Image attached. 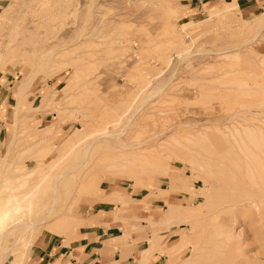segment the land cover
Listing matches in <instances>:
<instances>
[{
    "label": "rangeland",
    "instance_id": "obj_1",
    "mask_svg": "<svg viewBox=\"0 0 264 264\" xmlns=\"http://www.w3.org/2000/svg\"><path fill=\"white\" fill-rule=\"evenodd\" d=\"M217 6L222 10L198 11L180 0H0V51L10 42L13 55L21 56L13 62L20 66L0 68L8 76L10 97L0 140V183L10 184L14 166L43 174L51 161H59L54 175L29 184H40L32 213L37 216L53 201L48 188L53 180L70 171L58 184L54 205L62 213L56 234L62 236L81 224L80 215L103 189L123 187L128 194L108 196L118 201L115 217L141 219L151 230L147 242L156 238L164 263L185 264L193 245L171 259L163 250L184 236L190 239L194 230L188 223H160L168 204L185 216L210 213L239 178H230L233 160L241 159L238 147L254 148L242 129L252 130L254 142L264 136V118L253 119L264 114V9L245 21L234 2ZM104 127L123 130L119 135L126 139L146 140L127 148H144L158 161L143 165L144 184L110 168L120 145L116 136L100 137ZM130 192L145 194L139 202L147 216H133L136 206H126L134 201ZM212 220L196 225L195 231L202 224L200 239L218 219ZM55 231L41 225L30 249L42 232Z\"/></svg>",
    "mask_w": 264,
    "mask_h": 264
},
{
    "label": "bare ground",
    "instance_id": "obj_2",
    "mask_svg": "<svg viewBox=\"0 0 264 264\" xmlns=\"http://www.w3.org/2000/svg\"><path fill=\"white\" fill-rule=\"evenodd\" d=\"M12 49L13 47H11L10 42L3 46L2 51H0V68H3L7 64H12L14 67L20 66L21 63L19 62H15L13 64L14 59L16 57L21 58V56H16V54L13 55ZM23 82L24 77L15 87L17 95L21 92V90H23ZM263 115L264 114H254L253 119L263 123ZM237 124H235V127L239 126H237ZM257 124L259 125V122H257ZM240 127L242 126L240 125ZM105 128L109 127L103 128L104 132L101 133L100 137L110 138L111 136H116L115 139L120 145L118 147V151L111 154L114 161H111L110 168H118L119 172L126 173L134 179V184H144V181L146 180V176L144 175L146 168L143 165L152 166L158 161L156 160L157 162H155L154 156L148 157L145 155L146 153L143 152L146 149L144 148L137 147L133 152L127 148L129 146L142 144L146 140L141 141L136 139H126L120 137L119 135L122 134L123 130H121L122 132L120 130V132H115L109 128V131L105 132ZM232 129H234V127L230 130ZM47 130H50V128L48 127ZM166 130H169V128ZM242 130H245V133H247V139L253 141L251 142V145L254 143L252 145L254 148L244 144V147L239 145L240 147L238 148L240 150L239 152H241L239 153L241 155V159H239L237 156L238 158L233 160L232 166L234 171L232 174H230L231 179L236 175H238L239 178H237V180H232L228 187V191L220 194V196L217 198V204L215 207L213 206L214 209L212 210L211 208L213 207L210 205V210H212L210 213H198L194 214V216H185V214H182V212H180L181 210L176 208L173 204V206L170 205L171 203L168 204L169 208L164 214L160 223H163L164 225H169L174 222H177V224L180 222L188 223L194 230V233L190 239L184 236V239L182 237V241L179 240L172 246L163 250V252L166 253L170 259L175 255L176 251H179L181 247L188 244L193 245L194 251L191 257L187 261L185 260V264H264V136L263 142L260 139L262 143L259 141L254 142L252 137H249L251 136L252 130L247 126ZM234 132H236V130ZM75 133L77 134L78 132ZM258 133L261 135L260 132ZM231 135L233 134H230V137ZM236 135L237 136L233 137H238L239 134ZM246 135L244 136L246 137ZM171 138L170 140H172ZM37 140H44V137ZM37 140L35 141L36 144L38 142ZM240 141L242 144L246 140ZM91 149L92 148L89 145L86 147L87 157L90 155ZM58 151L59 155H62L64 152L62 149H59ZM150 152L151 151H149V153ZM58 163L59 161H51L49 163V171L43 172V174L40 172H34L28 168H26V170L22 169V166H14V175L10 178V184L5 183L2 185L0 183V191L4 190V194L0 193V264L4 263L5 261H8V264H24L30 253L32 239L41 225H52L56 228L55 234L61 233V231L57 229L61 225L60 216L62 213H58L59 209H54V205L58 197V184L59 182H62L63 176L70 173V171L63 172L64 174L58 175V177L53 180V183L48 187L53 192V201L50 205H48L44 212H41V214L37 216H33L32 213L34 211L33 207L39 205V199L37 197L40 195L36 192V190H38L40 184H29L30 181H42L45 177H47L48 174H50L49 176L54 175L53 173L51 174V172L58 165ZM160 165L162 166V164ZM33 188H35V190ZM121 203L126 202L121 201ZM175 209H177V211H175ZM207 217L209 220L210 218L213 220H218L216 223L213 222L215 224H213L214 226L212 231H209L210 234L208 236L206 234L207 237L204 234V237L206 238L200 239V233H198V230L202 228V224L199 229H197V231H195L196 225H198L199 221L207 219ZM150 222L155 223L154 221ZM196 232L199 236L196 234ZM154 236L157 235L154 234ZM155 239L156 238L154 237L149 240L146 253H144L145 255L141 256L142 264L148 262L153 256L154 252H156L159 243L157 244V240Z\"/></svg>",
    "mask_w": 264,
    "mask_h": 264
},
{
    "label": "crops",
    "instance_id": "obj_3",
    "mask_svg": "<svg viewBox=\"0 0 264 264\" xmlns=\"http://www.w3.org/2000/svg\"><path fill=\"white\" fill-rule=\"evenodd\" d=\"M184 5L201 11L204 8L222 10L233 2L237 5V14L242 20L249 21L263 13L264 0H180ZM8 76L0 74V140L4 129V120L8 114L10 97L7 93ZM104 193L97 198L86 214L80 215L81 224L67 236L42 232L34 241L24 264H137L142 251L148 247L147 239L151 230L142 220H134L132 215L115 217L114 205L118 203L108 199L115 191L124 192L123 187L103 189ZM123 194V195H125ZM127 207L136 206L134 217L142 218V206L139 202L145 194L130 192ZM138 202V203H137ZM135 203V204H134ZM131 205V206H129ZM91 211V213H88ZM164 255L154 252L153 258L144 264H165Z\"/></svg>",
    "mask_w": 264,
    "mask_h": 264
}]
</instances>
